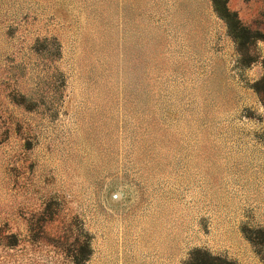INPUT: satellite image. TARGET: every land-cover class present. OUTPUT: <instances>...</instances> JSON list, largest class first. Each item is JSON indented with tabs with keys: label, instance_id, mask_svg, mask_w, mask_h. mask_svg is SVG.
<instances>
[{
	"label": "rangeland",
	"instance_id": "1",
	"mask_svg": "<svg viewBox=\"0 0 264 264\" xmlns=\"http://www.w3.org/2000/svg\"><path fill=\"white\" fill-rule=\"evenodd\" d=\"M263 59L210 0H0V264H264Z\"/></svg>",
	"mask_w": 264,
	"mask_h": 264
},
{
	"label": "trees",
	"instance_id": "2",
	"mask_svg": "<svg viewBox=\"0 0 264 264\" xmlns=\"http://www.w3.org/2000/svg\"><path fill=\"white\" fill-rule=\"evenodd\" d=\"M210 2L212 5L213 12L224 23L228 36L235 44L236 51L240 56V63L243 66H247V62L245 60L246 58H249L250 49L256 42H264V34H261L257 30H251L249 27L243 25V23L238 19L237 14L235 12H231L227 8V0H210ZM262 68L263 75L253 85V89L257 93L260 103L264 107V59L262 60ZM249 233V230L244 231L245 237L247 238V240L255 244V238H252ZM259 233L264 236V232L259 230ZM211 260L219 263L221 261L219 258H214ZM188 264L195 263L193 262V259H191Z\"/></svg>",
	"mask_w": 264,
	"mask_h": 264
}]
</instances>
